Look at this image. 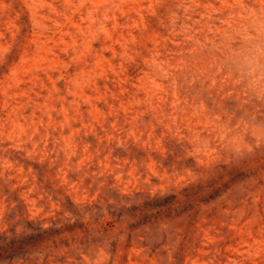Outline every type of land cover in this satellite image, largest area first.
Instances as JSON below:
<instances>
[{
    "label": "rangeland",
    "instance_id": "obj_1",
    "mask_svg": "<svg viewBox=\"0 0 264 264\" xmlns=\"http://www.w3.org/2000/svg\"><path fill=\"white\" fill-rule=\"evenodd\" d=\"M0 264H264V0H0Z\"/></svg>",
    "mask_w": 264,
    "mask_h": 264
},
{
    "label": "clouds",
    "instance_id": "obj_2",
    "mask_svg": "<svg viewBox=\"0 0 264 264\" xmlns=\"http://www.w3.org/2000/svg\"><path fill=\"white\" fill-rule=\"evenodd\" d=\"M240 58L244 62V66L249 69L250 74L256 75L258 73L257 61L251 54L243 53Z\"/></svg>",
    "mask_w": 264,
    "mask_h": 264
}]
</instances>
